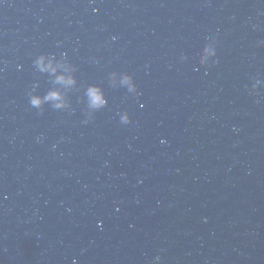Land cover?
I'll return each instance as SVG.
<instances>
[{"label": "water", "instance_id": "95a60500", "mask_svg": "<svg viewBox=\"0 0 264 264\" xmlns=\"http://www.w3.org/2000/svg\"><path fill=\"white\" fill-rule=\"evenodd\" d=\"M0 264H264V0H0Z\"/></svg>", "mask_w": 264, "mask_h": 264}, {"label": "clouds", "instance_id": "9594fccd", "mask_svg": "<svg viewBox=\"0 0 264 264\" xmlns=\"http://www.w3.org/2000/svg\"><path fill=\"white\" fill-rule=\"evenodd\" d=\"M113 39H115V37H113ZM212 55H215L214 50L210 47H205L203 49V58L201 60V63H204L208 59V57L212 56ZM46 61H47V63H45ZM54 61H55L54 56L49 58L47 55H41L37 60V64H39L40 67L44 70L52 69L53 71H55ZM57 79H58V81H65L68 83L74 82V78L65 77L63 75L59 76ZM123 80L125 83L129 84L132 88L136 87V85L134 83V79L131 75L125 74V76L123 77ZM89 97H90V101H91V104L93 107H101V106H103V104L106 103V100L104 99L103 94L98 87H92L89 89ZM47 99L59 100L60 103H58L56 105L57 107H61L64 104L63 95L59 91L50 92L48 94ZM31 103L34 106L39 105L41 103V98L39 96H33L31 98ZM130 120H131L130 114L125 112L122 116V122L128 123V122H130Z\"/></svg>", "mask_w": 264, "mask_h": 264}]
</instances>
